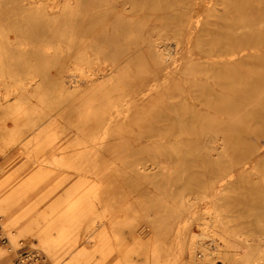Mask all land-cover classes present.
<instances>
[{
  "label": "bare ground",
  "instance_id": "6f19581e",
  "mask_svg": "<svg viewBox=\"0 0 264 264\" xmlns=\"http://www.w3.org/2000/svg\"><path fill=\"white\" fill-rule=\"evenodd\" d=\"M212 1L67 0L51 9L69 39L57 50L60 119L43 134L36 119L51 115L38 111L35 82L0 88L9 139L32 133L28 150L71 153L79 169L95 166L105 151L129 149L130 136L150 145L148 139L168 135L169 163L137 164L119 186L115 264H264V168L246 160L231 168L191 166L198 157L213 161L230 140L243 143L242 156L264 160V0H233L226 14L206 20L213 9L198 8ZM80 187L67 191L53 223L24 228L53 247L57 228L72 231L93 205ZM107 210L95 213L90 229ZM99 236L92 239L103 247ZM85 259L79 250L67 264Z\"/></svg>",
  "mask_w": 264,
  "mask_h": 264
},
{
  "label": "rangeland",
  "instance_id": "374dc122",
  "mask_svg": "<svg viewBox=\"0 0 264 264\" xmlns=\"http://www.w3.org/2000/svg\"><path fill=\"white\" fill-rule=\"evenodd\" d=\"M232 1L215 0L212 1L211 7L205 3L198 9H213L205 12L204 19H214L219 14H226ZM249 1L259 3V0ZM66 3L67 0H0V31L3 33L0 34V50L5 46L7 48L6 54L0 52V88L3 91L5 88L7 90V86L23 90L31 86H26L27 80L35 82L36 92L33 98L34 100L37 97L41 98L40 101L35 100L38 111L44 115L49 113L51 115L49 119L42 117L41 114L37 117L36 124H43L38 129L41 134L49 121L55 122V116L56 119H60L61 109H54L60 100V91L57 89L60 59L57 50L59 45H64L68 41L69 32L65 33L59 18L52 16L51 9H60V6H65ZM233 18V22L239 20L235 15ZM52 100H55V103ZM80 115L82 114H76L75 117ZM4 120V115H0V264H18L21 256L27 251L36 252L33 263L67 264L74 252L79 250L86 253L87 259L84 264H115L119 254L118 236L116 231H112V223L116 220L114 208L120 195L119 186L126 181L127 173L133 167H137V164L156 166L159 162L160 166H165L169 163L168 135L162 133L148 139L151 141L150 145L143 144L146 142L143 137L130 136L127 142L129 149L120 146L116 150L105 151L97 159L93 157L96 159L93 161L95 166L79 169L71 163V159H74L73 155H69L71 153L53 151L45 154L43 151L36 153L32 149L28 150V140L34 137L32 133L28 138L24 134L10 140L5 131L6 126L3 125ZM24 127L28 131L33 128ZM33 142L37 147L41 144L42 138ZM242 150L243 143L230 140L216 159L206 162L198 159L199 157L194 158L191 166L231 168L246 160V166L264 168V160L242 156ZM44 158L51 159L54 163L46 165L43 162ZM83 177L88 184L79 183ZM76 185L81 186L78 193L93 202L92 207L79 216L72 231L61 235V232H58L59 227L57 228L53 247L44 246L40 243L36 231L25 229L26 225L35 223L37 227L43 228L53 223L52 218L58 219L64 209L63 204L59 203L62 200L64 202L67 191H71ZM95 191H99L100 197ZM75 195L77 194L70 198H74ZM56 206L57 212L54 211L56 213L53 212L54 214H49L43 219L40 214ZM104 208L108 210L100 215L98 226L90 229L89 224L95 213L102 212ZM31 218L34 220L31 221ZM57 225L58 223L55 227ZM104 229L107 230L106 234ZM100 233L104 234L102 237L99 236L102 238L100 240H105L103 247L95 244L96 240L92 239L94 235ZM11 240L15 241L13 247ZM215 264L221 262L217 261Z\"/></svg>",
  "mask_w": 264,
  "mask_h": 264
},
{
  "label": "built area",
  "instance_id": "2783aa9c",
  "mask_svg": "<svg viewBox=\"0 0 264 264\" xmlns=\"http://www.w3.org/2000/svg\"><path fill=\"white\" fill-rule=\"evenodd\" d=\"M35 253L36 252H25L21 258L18 261V264H42V263H33V258H35Z\"/></svg>",
  "mask_w": 264,
  "mask_h": 264
}]
</instances>
